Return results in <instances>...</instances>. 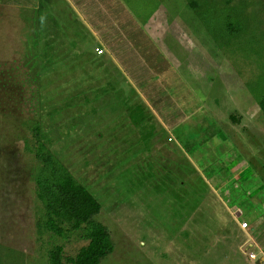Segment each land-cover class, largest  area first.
Masks as SVG:
<instances>
[{"label":"rangeland","instance_id":"374dc122","mask_svg":"<svg viewBox=\"0 0 264 264\" xmlns=\"http://www.w3.org/2000/svg\"><path fill=\"white\" fill-rule=\"evenodd\" d=\"M199 3L0 0V264L87 244L38 224L40 143L101 202V264H264V0Z\"/></svg>","mask_w":264,"mask_h":264},{"label":"trees","instance_id":"16d2710c","mask_svg":"<svg viewBox=\"0 0 264 264\" xmlns=\"http://www.w3.org/2000/svg\"><path fill=\"white\" fill-rule=\"evenodd\" d=\"M199 1L188 0L196 11ZM252 92L264 113V84ZM35 156L38 161L33 172L36 195L44 206L39 226L64 239L76 234L87 241L74 256H65L63 247L55 245L49 250L48 264H101L115 250L108 226L97 219L102 211L101 202L46 144L40 143Z\"/></svg>","mask_w":264,"mask_h":264},{"label":"crops","instance_id":"0c3cea01","mask_svg":"<svg viewBox=\"0 0 264 264\" xmlns=\"http://www.w3.org/2000/svg\"><path fill=\"white\" fill-rule=\"evenodd\" d=\"M155 12V11H154ZM154 12L152 13V15L145 21V25H149L152 21H151V19H152V17H153V14H154ZM155 26H158L157 24L155 25ZM159 26H161V25H159ZM249 223V222H248ZM251 225V222H250V224H249V226ZM246 233V235L249 237V238H252V235H251V233L250 232H248L247 230L245 231ZM256 244H255V242H253V243H249V246H252V247H254ZM260 260L261 261H264V253H263V255L261 256V258H260Z\"/></svg>","mask_w":264,"mask_h":264},{"label":"built area","instance_id":"2783aa9c","mask_svg":"<svg viewBox=\"0 0 264 264\" xmlns=\"http://www.w3.org/2000/svg\"><path fill=\"white\" fill-rule=\"evenodd\" d=\"M97 51H98V54H102L104 52V49L98 48ZM241 225L243 228H247L249 223L247 221H244ZM250 257L254 258L255 257L254 253H251Z\"/></svg>","mask_w":264,"mask_h":264}]
</instances>
